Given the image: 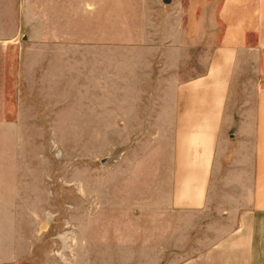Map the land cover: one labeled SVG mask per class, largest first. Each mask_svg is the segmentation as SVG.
I'll return each mask as SVG.
<instances>
[{"label":"crops","instance_id":"0c3cea01","mask_svg":"<svg viewBox=\"0 0 264 264\" xmlns=\"http://www.w3.org/2000/svg\"><path fill=\"white\" fill-rule=\"evenodd\" d=\"M19 122L152 140L130 162L148 178L121 179L105 205V264H264V0H0V180L18 176Z\"/></svg>","mask_w":264,"mask_h":264},{"label":"rangeland","instance_id":"374dc122","mask_svg":"<svg viewBox=\"0 0 264 264\" xmlns=\"http://www.w3.org/2000/svg\"><path fill=\"white\" fill-rule=\"evenodd\" d=\"M204 45L211 47L210 33L196 53H203ZM16 46L9 51V121L17 120L19 96L25 93L24 44ZM185 62L192 71L197 68L194 60ZM16 128L18 176L0 180L16 184L2 189L16 196L0 201V259L9 260L0 264H105L104 216L110 210L105 205L113 208L109 198L120 193L121 179L148 178L130 162L143 158L152 140L141 132L130 137L120 123L19 122Z\"/></svg>","mask_w":264,"mask_h":264},{"label":"bare ground","instance_id":"6f19581e","mask_svg":"<svg viewBox=\"0 0 264 264\" xmlns=\"http://www.w3.org/2000/svg\"><path fill=\"white\" fill-rule=\"evenodd\" d=\"M68 239L70 240V237H69L68 234H67V235H66V240H65V242H67Z\"/></svg>","mask_w":264,"mask_h":264}]
</instances>
